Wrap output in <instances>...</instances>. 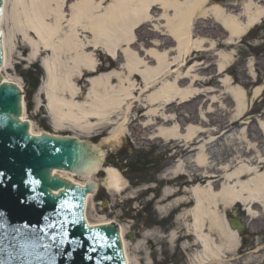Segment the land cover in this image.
Segmentation results:
<instances>
[{"label":"bare ground","instance_id":"obj_1","mask_svg":"<svg viewBox=\"0 0 264 264\" xmlns=\"http://www.w3.org/2000/svg\"><path fill=\"white\" fill-rule=\"evenodd\" d=\"M4 2L1 23L4 67L9 56L19 50L27 53L25 58H19L21 62H41L45 76L36 94V105L45 109L52 128L79 131L90 137L95 130L117 124L118 116L124 112L122 123L112 131V138L116 140L124 133L128 114H138L145 107L140 105L138 108L137 105L142 102L143 93L155 89L146 100L149 105L159 104V107L150 110L149 122L133 133L137 138L145 131L151 132L160 121L165 123L168 118L165 111L172 103L197 97L199 89L196 85L213 81V68L221 73L228 71L231 65L232 56L224 51L218 64L208 59L206 64L204 61L191 65V58L187 59L191 54H206L220 47L227 50L254 25L261 22L264 27V0H225L223 4L215 0H12L10 12L9 0ZM161 6L166 19L158 18L154 12ZM158 19L163 23L155 24V28L149 30L167 39L163 43L162 40L151 42L149 39L150 45H154L149 47L145 30ZM197 20L217 23L219 29L216 32L220 39L207 38L208 33L215 34V31L197 25ZM6 22L7 27L4 26ZM168 39L173 43L171 48L166 45ZM101 55H105L109 64L102 62ZM187 67L188 71L184 72ZM86 73L97 75L84 79ZM2 77L4 82H13L22 88L19 82ZM262 77L264 73L259 70L258 79ZM230 81L229 77L225 79V83ZM80 83H87L85 93L83 88L86 85L80 86ZM231 91L239 105L235 115L210 119L203 114L201 129L187 126L183 131L178 124L160 125L151 133L150 139L174 140L176 144L173 156H179V159L163 172L168 186L164 188L158 207L161 210L176 204L185 207L182 216L186 233L183 237L187 240L183 246L186 249L196 247L189 254L191 264H234L230 261L234 258L231 253L238 248L240 239L225 218V212L233 206L243 205L247 212L246 221H253L249 222L251 229L264 224V144L258 142V138L245 136L250 130L240 127L248 124L245 94L243 90ZM261 93L262 88L257 87L254 98ZM23 108V120L32 125V134H41L26 118L25 102ZM195 117L200 118L197 114ZM208 122L217 126L210 129L211 138L208 139L209 135L205 140L201 138L204 142L200 143L198 137L205 135ZM254 126L251 131L261 133L259 138L264 140V121ZM215 140H226L230 144L207 145ZM197 142L200 144L195 146ZM209 148H228L231 153L223 151L212 155ZM101 167L99 164L95 172L82 177L59 169H55L54 174L83 186ZM75 177L85 179L81 181ZM178 180L187 183L184 195L172 200L165 208L162 206L164 202L176 196L174 185ZM102 183L111 192L119 193L125 188L126 179L117 168L106 167ZM93 196L89 194L87 204ZM85 213L91 226L108 223H92L87 211ZM120 228L126 259L128 264H133L126 249V228L123 225ZM178 238L176 231L171 233L172 242ZM190 238L194 240L192 244L188 241Z\"/></svg>","mask_w":264,"mask_h":264},{"label":"rangeland","instance_id":"obj_2","mask_svg":"<svg viewBox=\"0 0 264 264\" xmlns=\"http://www.w3.org/2000/svg\"><path fill=\"white\" fill-rule=\"evenodd\" d=\"M236 1L242 2L243 0ZM215 2H222V4L226 3L225 0H215ZM11 6L12 0H9L8 12H10ZM239 8L240 7H238L237 10L240 13L241 9ZM154 12L158 18L166 19V17L163 16V7L155 9ZM161 19L152 22V26L148 25V30H145L146 35H144V37H146V44L149 47H154L153 44L150 45L154 39L162 40L161 43L167 39V37H158L155 33L150 31L152 28H155V24L163 23V20ZM195 23L200 26H208L211 31H215V34H211L212 36L208 33L207 38L220 39V35L216 32V29H219V27L214 21L211 20L207 23H203V20H197ZM261 25V22L254 25L247 34L238 40L236 45L227 50L220 47V49H215L206 54H191L187 58H191V65L194 62L204 61L206 64V60L208 59L211 62L214 61L218 64V62L222 60L220 54L224 51L225 53H230L232 56L231 65L229 66L228 71L221 73L215 72L213 68V73L215 74L213 81L208 84L202 83L196 85L199 89L197 97L190 99L187 102H175L168 106L169 109L165 111L168 118L165 119V123L160 121L159 124L168 127L178 124L180 127H183V131H185L187 126H196V128L201 129L203 128L201 125V116H204L203 114L210 119H218L219 117H226L230 114L235 115L239 105L237 104V100L231 90H243L247 103L245 112L249 116L246 118L248 119L246 121L248 124L240 127H245V129L250 128L248 133H245V136L258 138V142L264 144V140L259 138L262 137L261 133L256 134L251 131L253 125L256 127L259 125L260 121H264V77L258 79V71L260 70L264 73V66L262 65V59H264V27ZM4 26L7 27L8 23L6 22ZM141 42L145 41L142 40ZM166 42V45L169 46L168 48H171L173 43L169 41V39L168 41L166 40ZM161 48L164 50L166 49L164 47ZM136 49L139 50V46H136ZM215 54H217L216 57ZM26 56L27 53L22 50H19L14 56H9L8 64L3 68L1 74L8 79L19 82L25 90V116L32 121L33 128L38 132L48 131L58 135L77 136L80 139L90 140L99 146H102L103 143H108L107 150H104L107 152L105 166L117 168L126 179L125 188L119 193H113L102 183V180L106 177V167H102L100 172L93 175V180L97 181L102 188H100L101 190L98 194L94 195L89 200L88 204L86 203V211L90 221L92 223L114 221L123 225L126 228L124 235L126 249L130 261L133 264H137V262L139 264H191V260H188V258L186 259L185 257H188L189 253H193V250L190 249L188 251L184 248V238H182L185 232L183 229L184 218L182 216L185 207L176 204L171 208H166L172 200L184 195L182 192L184 190L183 185H187L186 181L178 180L175 182V191H177L176 196L169 198L162 205L166 210H161L158 207L160 199L162 198L163 189L168 186L166 181H164V178L162 179L159 174L179 159V156H173L176 151L175 141L172 140L167 142V140L159 138L150 139L152 135L151 133L154 132V128H159L160 125L158 124H155L151 129V132L145 131L138 138L133 134L137 131L136 129H138L139 126H144L149 122L151 119L149 115L151 114L150 110L159 105L151 106L146 100L155 89L143 93L141 96L142 102H138L137 105L138 108L140 105L145 107L141 108L138 114H135V112L128 114L124 133L118 140L112 138V131L122 123L124 112H121L118 116L117 124L112 127L95 130L90 133V137H85L86 134L79 131H56L52 128L51 124H49V118L43 107L36 105V93L30 92L31 86H29V83L24 78L27 70L30 67L37 65L40 73L39 82L41 83L45 76L44 70L41 67L39 60L34 62H21L19 58H25ZM101 58L102 62L109 64L110 61L106 59L105 55H101ZM112 68H114V66H112ZM183 71L187 72L188 67ZM96 75L97 73H86L85 78ZM228 77L231 81L225 83V79ZM84 79L83 81H85ZM116 81L117 80H115V82ZM83 85H86V88H83V92L85 93L87 83H80V86ZM257 87L262 88V93L259 97L254 98V91ZM136 95H139V92H137ZM82 97L84 98V95H82ZM83 98L80 100H83ZM40 99L43 103L41 96ZM161 107L162 106H160V108ZM208 111L211 113L208 114ZM195 114L200 118L195 117ZM252 121L254 124H252ZM216 126V123L208 122L205 127L208 129L207 132L205 135H199L200 138L198 137L200 143L204 142L200 140L201 138L205 140L208 135V139L211 138L210 132H212V130L210 131V129H214ZM215 136L216 135L213 137ZM200 143H195V146ZM217 143L220 146L230 144L226 140H215L212 143L208 142L207 145H211L212 147L217 146ZM208 150L212 155L218 153L221 154L223 151L231 153L228 148H220L219 150L209 148ZM122 157L125 158L122 159ZM134 159L140 162L144 160L146 162L153 161V163L144 168L140 166L138 171L135 172L131 171L132 168L123 170V166ZM158 170L159 173H156ZM78 178L79 177H75L77 180L84 181V179ZM155 206L158 209H156ZM229 211H231L236 217L240 218H243L246 214V211L241 205L234 206V208H231ZM157 220H163V224H154V221ZM175 231L179 238L176 242H172L171 233ZM129 236H131L130 239ZM192 242L193 241H191V243ZM183 251L185 252V256Z\"/></svg>","mask_w":264,"mask_h":264},{"label":"water","instance_id":"obj_3","mask_svg":"<svg viewBox=\"0 0 264 264\" xmlns=\"http://www.w3.org/2000/svg\"><path fill=\"white\" fill-rule=\"evenodd\" d=\"M1 9L2 0L0 16ZM2 60L0 30V66ZM3 81L0 77V264H126L119 226L89 227L84 218L86 195L97 185L82 187L52 174L60 169L90 175L103 160L100 148L76 137L31 135L29 123L20 120L22 91ZM101 148L107 150L108 143Z\"/></svg>","mask_w":264,"mask_h":264},{"label":"flooded vegetation","instance_id":"obj_4","mask_svg":"<svg viewBox=\"0 0 264 264\" xmlns=\"http://www.w3.org/2000/svg\"><path fill=\"white\" fill-rule=\"evenodd\" d=\"M259 224H261V222H259ZM239 238L241 240V245L232 255L234 257L232 263L264 264V224L259 228H250L242 231Z\"/></svg>","mask_w":264,"mask_h":264},{"label":"trees","instance_id":"obj_5","mask_svg":"<svg viewBox=\"0 0 264 264\" xmlns=\"http://www.w3.org/2000/svg\"><path fill=\"white\" fill-rule=\"evenodd\" d=\"M29 75H30V72H29ZM29 75H27L26 76V79H28L29 80ZM37 84V82L36 83H34V86ZM139 164L140 163H137V161L136 160H133V161H131L129 164H128V166L131 168H133L134 170H136V167H138L139 166ZM144 164H146V163H144Z\"/></svg>","mask_w":264,"mask_h":264},{"label":"snow or ice","instance_id":"obj_6","mask_svg":"<svg viewBox=\"0 0 264 264\" xmlns=\"http://www.w3.org/2000/svg\"><path fill=\"white\" fill-rule=\"evenodd\" d=\"M0 175H3V173H0Z\"/></svg>","mask_w":264,"mask_h":264}]
</instances>
